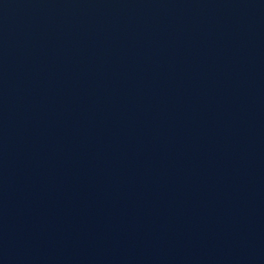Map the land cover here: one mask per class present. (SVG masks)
<instances>
[{
    "label": "water",
    "instance_id": "95a60500",
    "mask_svg": "<svg viewBox=\"0 0 264 264\" xmlns=\"http://www.w3.org/2000/svg\"><path fill=\"white\" fill-rule=\"evenodd\" d=\"M0 264H264V0H0Z\"/></svg>",
    "mask_w": 264,
    "mask_h": 264
}]
</instances>
